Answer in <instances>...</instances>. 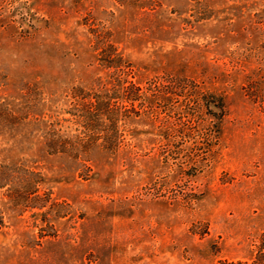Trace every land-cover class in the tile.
<instances>
[{"label": "rangeland", "instance_id": "1", "mask_svg": "<svg viewBox=\"0 0 264 264\" xmlns=\"http://www.w3.org/2000/svg\"><path fill=\"white\" fill-rule=\"evenodd\" d=\"M0 182V264H251L264 0H0Z\"/></svg>", "mask_w": 264, "mask_h": 264}, {"label": "trees", "instance_id": "2", "mask_svg": "<svg viewBox=\"0 0 264 264\" xmlns=\"http://www.w3.org/2000/svg\"><path fill=\"white\" fill-rule=\"evenodd\" d=\"M140 91H141V88L139 86L133 84L132 82H129L128 86L124 88L122 93L124 95L123 97L125 100L129 102H134L136 99H139L141 97ZM113 132L116 133V131H113ZM75 148L77 147L71 146L69 149L74 150ZM51 150L54 152H58V151L64 152L63 149H60L59 147H53ZM1 186L2 184L0 182V187ZM33 188H36V187H33ZM1 222H2V218L0 217V225H1ZM255 252H256V255L254 256V260L251 264H264L262 263V259H264V246L259 247L257 250H255ZM222 264H227V262H222ZM230 264H249V263L237 261L235 263H230Z\"/></svg>", "mask_w": 264, "mask_h": 264}]
</instances>
